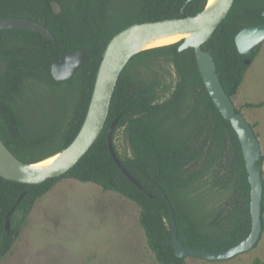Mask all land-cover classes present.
<instances>
[{
	"label": "trees",
	"instance_id": "obj_1",
	"mask_svg": "<svg viewBox=\"0 0 264 264\" xmlns=\"http://www.w3.org/2000/svg\"><path fill=\"white\" fill-rule=\"evenodd\" d=\"M188 1L0 0V18L45 24L55 37L52 42L27 30H0V61L8 67L0 76V137L7 148L27 165L65 150L85 121L110 40L134 24L196 16L208 2ZM52 2L61 5L60 14L54 13ZM121 3L127 7H118ZM263 13L264 0H236L203 46L213 55L220 82L231 98L250 67L246 61L253 63L261 48L244 56L236 36L244 28L264 25ZM180 45L152 48L131 59L118 81L101 136L67 174L34 186L0 177V263L27 226L36 202L64 179L93 183L136 203L148 247L160 264L187 263L175 255L168 202L155 183L169 198L185 248L221 252L250 234L251 188L241 143L209 95L194 49L181 52ZM85 48H92L91 60L72 79L56 81L53 61ZM246 106L259 108L264 103ZM116 121L113 147L142 190L110 154L108 133ZM120 133L128 145L126 154L118 148ZM259 164H264V154ZM217 198L222 201L216 203ZM253 264L264 262L256 259Z\"/></svg>",
	"mask_w": 264,
	"mask_h": 264
},
{
	"label": "water",
	"instance_id": "obj_2",
	"mask_svg": "<svg viewBox=\"0 0 264 264\" xmlns=\"http://www.w3.org/2000/svg\"><path fill=\"white\" fill-rule=\"evenodd\" d=\"M191 1L193 0H189L188 3ZM209 1L210 0L207 2L205 10L196 16L134 24L118 33L110 40L104 51L86 118L74 141L56 156L37 164L27 165L20 161L7 148L0 137V177L8 181L34 186L45 183L50 179L60 178L67 174L89 152L91 147L101 136L110 114L112 99L122 72L134 56L143 51L152 49H143L142 47L145 42L153 37L188 34L191 35V37L178 42L181 43L179 51L183 52L188 49H194L198 68L206 89L221 115L232 125L242 146L248 181L251 188L250 211L252 229L244 240L225 251L208 252L205 250L185 248L178 238L175 214L169 202V198L165 191L154 182L160 193L164 196V199L168 202L172 221L171 244L178 258L186 259L194 257L208 261L230 260L254 249L259 243L264 229V176L263 165L259 164L263 156V151L255 130L241 113H237L232 98L223 88L217 73L213 55L203 50V46L209 42L219 26L228 17L236 0H219L212 8L208 7ZM51 5L55 14H60L62 12L59 3L52 2ZM9 29H20L39 33L48 40L55 42L54 35L46 28L45 24L32 20L23 18H0V30ZM235 42L240 54L252 56L254 49L260 47L264 43V25L244 28L236 36ZM92 54V48H85L66 53L56 58L51 67L52 76L59 82L72 79L80 68L91 60ZM251 64V60L246 61V65L250 66ZM7 72V63L0 61V76L5 75ZM117 123L116 121L112 125L108 133L110 154L121 172L136 187L142 190L141 184L124 167L113 147L112 135ZM52 159L55 160L51 165L41 169L35 168V166ZM23 198L24 195L20 197L17 205ZM12 212L7 217L5 227L8 234L11 231L9 217Z\"/></svg>",
	"mask_w": 264,
	"mask_h": 264
},
{
	"label": "rangeland",
	"instance_id": "obj_3",
	"mask_svg": "<svg viewBox=\"0 0 264 264\" xmlns=\"http://www.w3.org/2000/svg\"><path fill=\"white\" fill-rule=\"evenodd\" d=\"M121 4L118 7H127L126 3ZM260 47L258 57L232 100L254 126L264 154V106H246L264 103V43ZM117 144L122 154L129 152L122 133ZM140 213L136 203L118 193L104 192L93 183L64 179L36 202L27 226L0 264H160L148 247ZM256 259L264 262V229L254 249L230 260L189 257L185 261L187 264H253Z\"/></svg>",
	"mask_w": 264,
	"mask_h": 264
},
{
	"label": "bare ground",
	"instance_id": "obj_4",
	"mask_svg": "<svg viewBox=\"0 0 264 264\" xmlns=\"http://www.w3.org/2000/svg\"><path fill=\"white\" fill-rule=\"evenodd\" d=\"M219 2V0H210L209 1V8L214 7L217 3ZM191 37V35L188 34H184V35H167V36H159V37H153L152 39L148 40L147 42H145V44L143 45V49H149V48H153V47H159V46H164V45H171L173 43H178L186 38ZM55 159L46 161L40 165L35 166V168H44L47 167L49 165H51L53 163Z\"/></svg>",
	"mask_w": 264,
	"mask_h": 264
}]
</instances>
